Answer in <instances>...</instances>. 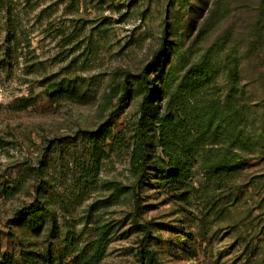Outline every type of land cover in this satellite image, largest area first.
<instances>
[{
    "label": "rangeland",
    "instance_id": "rangeland-1",
    "mask_svg": "<svg viewBox=\"0 0 264 264\" xmlns=\"http://www.w3.org/2000/svg\"><path fill=\"white\" fill-rule=\"evenodd\" d=\"M98 131L92 183L47 148ZM137 199L158 264H264V0H0V264H145Z\"/></svg>",
    "mask_w": 264,
    "mask_h": 264
},
{
    "label": "trees",
    "instance_id": "trees-1",
    "mask_svg": "<svg viewBox=\"0 0 264 264\" xmlns=\"http://www.w3.org/2000/svg\"><path fill=\"white\" fill-rule=\"evenodd\" d=\"M261 65L257 67L260 69ZM263 71L260 69L259 73ZM147 77V76H146ZM102 131L98 132H84L82 135H78L72 138H63L59 143L50 142L52 146L48 145L49 152L55 153L56 150H61L67 147H73L74 149L82 146L86 157L83 163H80L81 169L83 170V180L85 182L92 183L97 180L101 172V159L98 155L99 146L97 145L98 139H101ZM140 139V148L141 151L144 149L145 145V134L142 131L139 134ZM137 146V145H136ZM136 151L137 149L134 148ZM47 150V151H48ZM52 155V154H51ZM143 153H141L138 158L137 154L134 156V163L140 167L142 171L146 170L147 164L143 158ZM49 154H43L39 159L38 165H33L28 162H23L18 166L17 176L15 178L3 180L1 183V189L4 195L7 197H14L22 192L25 185L30 180L38 181V191L41 193V188L51 185L47 180V169L50 167ZM28 213H31L32 221L41 222L42 216L40 214L43 212V208L39 206L38 203H32L28 205L26 210ZM141 206L139 199L136 200L135 216L134 223L138 226L143 232V238L141 240V255L143 257L145 264H158V261L155 256L154 250L150 247V241L152 238V230L150 225L141 224ZM110 245V238L106 231H102L99 236L89 242L86 246V249L79 252L77 255V264H99L105 257L106 251Z\"/></svg>",
    "mask_w": 264,
    "mask_h": 264
}]
</instances>
